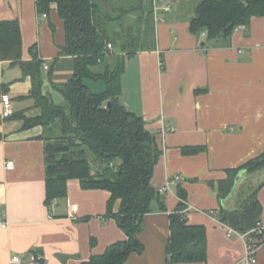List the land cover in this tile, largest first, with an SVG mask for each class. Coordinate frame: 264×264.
<instances>
[{
    "label": "crops",
    "instance_id": "1",
    "mask_svg": "<svg viewBox=\"0 0 264 264\" xmlns=\"http://www.w3.org/2000/svg\"><path fill=\"white\" fill-rule=\"evenodd\" d=\"M37 1L0 0V21H19L22 61L29 63L37 55L43 62V94L65 105L61 88L73 79L77 60L63 53L67 38L59 12L40 14ZM200 1L159 2L158 14L166 21L156 24L150 17L154 32L144 40L151 48L124 58L114 46L102 61L105 68H91L102 74L125 60L121 101L144 119L162 152L151 184L161 193L168 176H180L162 194L166 210L156 204L144 218L139 239L145 249L130 255L126 264H167L170 217L180 204L190 225L206 228L208 256L206 263L180 264H237L245 241L229 233L232 228L222 222L221 210L242 208L254 191L264 227V168L243 171L234 196L225 199L219 193L228 170L264 153V17L253 18L229 42L208 40L189 27ZM153 6L154 0L144 5L149 12ZM166 6L171 11L164 12ZM86 83L95 93L105 90L98 82ZM0 85L14 105L12 116L2 118L0 95V264H12L14 256L23 264H80L126 240L116 219L107 216L108 190H85L79 179H71L66 198L45 204L46 132L42 126L24 128L23 116L41 114L32 97V77L24 76L20 64L0 58ZM191 147L202 151L185 153ZM8 161L15 162L13 170L7 169ZM119 207L117 202L116 212ZM257 255L256 264H264V246Z\"/></svg>",
    "mask_w": 264,
    "mask_h": 264
},
{
    "label": "trees",
    "instance_id": "2",
    "mask_svg": "<svg viewBox=\"0 0 264 264\" xmlns=\"http://www.w3.org/2000/svg\"><path fill=\"white\" fill-rule=\"evenodd\" d=\"M135 1V0H134ZM114 0H38L40 14L56 9L64 20L66 47L63 53L76 57L75 75L61 88L65 105L56 104L43 94L41 70L43 62L37 55L22 61V33L20 23L0 21V58L20 64L23 74L32 77L35 104L41 108L37 117L23 118L24 128L42 126L45 134L46 200L52 206L55 200L68 195L67 184L79 179L85 190H108L111 193L107 216L115 218L127 239L108 247L102 255L80 264H126L130 255L142 253L144 244L139 239L142 224L155 205L166 210L162 194L151 184L154 168L161 151L156 136L146 128L142 117L130 112L122 103V78L125 60L113 71L97 74L92 67L104 61L108 45L118 46L130 58L139 51L151 48L141 37L143 13L154 17L153 8L146 11L144 0L121 10L114 16ZM190 31L195 36L206 33L208 40L229 42L237 28L248 26L255 17H264V0H201ZM138 15V25L129 26L125 19ZM140 14V15H139ZM125 20V21H124ZM151 23V19L148 18ZM154 32V30H153ZM103 82L106 89L95 93L86 81ZM0 85V95L6 92ZM110 103V105H109ZM202 151L191 147L187 154ZM123 169L120 171V166ZM264 168L263 156L252 159L241 167L228 170V178L220 181V197H228L235 187L237 176L243 172H257ZM184 199L185 194H181ZM242 208L222 209V222L239 233L246 234L258 228L262 207L257 191L251 193ZM120 202L118 211L115 205ZM170 217L171 236L166 249L167 264L206 263V228L190 225L181 210ZM254 236L264 244V234Z\"/></svg>",
    "mask_w": 264,
    "mask_h": 264
},
{
    "label": "built area",
    "instance_id": "3",
    "mask_svg": "<svg viewBox=\"0 0 264 264\" xmlns=\"http://www.w3.org/2000/svg\"><path fill=\"white\" fill-rule=\"evenodd\" d=\"M161 1H164V0H154L153 14H154L156 24L166 21L160 14H158V10H159L158 3ZM163 10L164 12L167 13L171 11V7L166 6ZM246 27L247 26L239 27L236 29V31L240 29H244ZM202 36L206 37V33H203ZM113 48L114 46L112 44L108 45L109 52L112 51ZM46 68L48 67L46 66ZM1 105L3 108L2 118H10L13 114V106H14L10 94L5 93L2 95ZM14 168H15V162L8 161L7 169L13 170ZM178 180H180L179 175L168 176L163 185L164 187H163L161 194L169 192L172 189V187L176 185ZM72 209L73 211H75L74 207ZM258 226H259L258 228L246 234L239 233L238 231H235L234 229H229L230 234H235V235L238 234L243 239V241H245L244 256L241 258V260L237 262V264H256L257 263L258 261L257 253L260 250V248L264 246V244L262 242L260 243L259 240L254 236L255 233H258L259 235L264 234V227L261 225H258ZM2 227L6 228L7 224L2 225ZM11 262L12 264H23L22 260L18 256H14Z\"/></svg>",
    "mask_w": 264,
    "mask_h": 264
},
{
    "label": "rangeland",
    "instance_id": "4",
    "mask_svg": "<svg viewBox=\"0 0 264 264\" xmlns=\"http://www.w3.org/2000/svg\"><path fill=\"white\" fill-rule=\"evenodd\" d=\"M139 1H142V0H114V2L112 3V7H113V10L115 11L114 16H120V13H121V10H122V7L123 8H127L129 6H132V5H137ZM144 3H145V6L147 7L150 3V0H144ZM132 16H129L127 17L124 21H125V24H126V27L128 25V27L131 25L133 26V24L135 25H138L140 22H136V20L138 21V15L136 14H131ZM140 15V14H139ZM140 17H143V22H141L140 24V29H141V37L142 39L144 40V38H148L150 34L153 33V29L151 28V23L150 21L148 20V18H150V15H145L143 13V15ZM145 43H148L146 40H144ZM107 63H102V64H98L96 66L97 69H102V67L105 68ZM99 86L100 87H103V89H106L105 87V84L103 82H98ZM96 91H99L98 88H95ZM264 176H262V179H260L261 181L263 180Z\"/></svg>",
    "mask_w": 264,
    "mask_h": 264
},
{
    "label": "water",
    "instance_id": "5",
    "mask_svg": "<svg viewBox=\"0 0 264 264\" xmlns=\"http://www.w3.org/2000/svg\"><path fill=\"white\" fill-rule=\"evenodd\" d=\"M109 105H110V103H109ZM123 165H121L120 166V171L123 169ZM242 172L237 176V178H236V180H235V187H234V189H233V191L231 192V194L229 195V197H232V196H234V194H235V192L237 191V189H238V187H239V180L242 178ZM35 260H38V261H40V262H42L43 260H40L39 258H37V256L35 257Z\"/></svg>",
    "mask_w": 264,
    "mask_h": 264
}]
</instances>
